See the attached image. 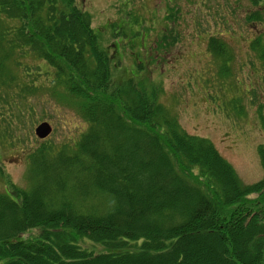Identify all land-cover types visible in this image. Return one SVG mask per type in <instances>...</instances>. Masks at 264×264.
Returning a JSON list of instances; mask_svg holds the SVG:
<instances>
[{"label":"trees","instance_id":"trees-1","mask_svg":"<svg viewBox=\"0 0 264 264\" xmlns=\"http://www.w3.org/2000/svg\"><path fill=\"white\" fill-rule=\"evenodd\" d=\"M248 1L231 5L246 26L264 28V0ZM220 21L227 29L236 19L230 11ZM100 42L76 0H0V145L29 151V188L0 194V263L264 264V175L242 184L155 89L114 83ZM208 43L230 60L222 39ZM249 45L264 68V31ZM29 55L54 69L46 90L87 124L70 146L26 143L22 102L42 75L21 64ZM258 155L264 171V147ZM30 230L39 234L24 239Z\"/></svg>","mask_w":264,"mask_h":264},{"label":"rangeland","instance_id":"rangeland-1","mask_svg":"<svg viewBox=\"0 0 264 264\" xmlns=\"http://www.w3.org/2000/svg\"><path fill=\"white\" fill-rule=\"evenodd\" d=\"M167 1L130 0L128 6H124L126 0H76L79 8L90 14L91 26L99 31L101 46L109 54L116 56L114 51L119 42L124 59L121 65L118 64L112 70L111 80L114 83L120 82L132 70L134 60L129 48L131 39L124 42L123 33L117 30L121 23L130 24L132 29L146 35L145 50L137 49L135 53H141V59L147 63L142 75L134 79V82L146 89H155L158 92V102L176 117L185 132L210 140L234 168L244 185L255 184L263 177L258 148L264 147V68L255 55L249 52L244 41L252 37L254 31L244 27L246 25L241 11H237L234 6L235 34L230 36L223 33L232 54L230 73L227 75L222 71L221 62L207 50V33L214 34L215 31L206 12L208 10H198L195 0H176L181 8L184 7L185 12L181 24L176 26L177 41L171 50L159 54L154 46L166 25L160 14L167 12ZM216 3L219 4V0ZM248 3V0H240V7L246 8ZM212 5L215 6V1ZM195 17L200 21L210 22L207 28L206 23L202 24L208 31L206 34L195 31L198 23L194 26L191 23ZM122 41L128 43V46L123 47ZM147 49L150 55L146 52ZM113 63H117L116 59ZM21 64L31 68L34 74H42L33 93L27 95L22 102L28 110V116L25 114L27 117L23 119L26 125L24 128L33 129L38 123L46 121L53 128L47 141L56 148H61L64 143L72 145L86 130L87 124L73 106L59 103L46 90L50 77L45 78V72L52 75L54 69L31 55L24 57ZM12 72L16 73L17 70L12 68ZM24 82L27 83L25 80ZM35 141L34 135L28 136L26 143L31 149L37 148ZM28 153L22 148L12 149L10 146L0 145V194L5 192L6 182L14 188H29L26 164ZM38 234V230H30L22 234V237L27 239ZM86 245L97 253L102 250L99 246ZM199 260L203 262L204 256Z\"/></svg>","mask_w":264,"mask_h":264},{"label":"water","instance_id":"water-1","mask_svg":"<svg viewBox=\"0 0 264 264\" xmlns=\"http://www.w3.org/2000/svg\"><path fill=\"white\" fill-rule=\"evenodd\" d=\"M51 131L52 129L50 125L46 122H43L35 128L34 132L38 138L45 139L51 133Z\"/></svg>","mask_w":264,"mask_h":264}]
</instances>
